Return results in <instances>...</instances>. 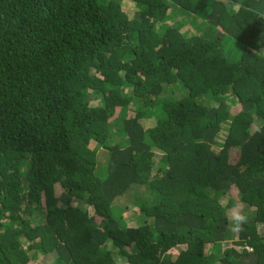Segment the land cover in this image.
<instances>
[{"label":"trees","instance_id":"trees-1","mask_svg":"<svg viewBox=\"0 0 264 264\" xmlns=\"http://www.w3.org/2000/svg\"><path fill=\"white\" fill-rule=\"evenodd\" d=\"M125 2L0 0V264H264V0Z\"/></svg>","mask_w":264,"mask_h":264},{"label":"rangeland","instance_id":"rangeland-1","mask_svg":"<svg viewBox=\"0 0 264 264\" xmlns=\"http://www.w3.org/2000/svg\"><path fill=\"white\" fill-rule=\"evenodd\" d=\"M125 1L126 0H123V7L127 10V12H133V10H134L133 7L129 6L128 4H125L126 3ZM181 93H182L181 91L178 92V94H181ZM155 160L157 162L158 161V158H155ZM102 169H105V166H102ZM38 262L51 264V262L49 261V258H42V259L38 260ZM38 262L37 261H34L33 263L34 264H37Z\"/></svg>","mask_w":264,"mask_h":264}]
</instances>
